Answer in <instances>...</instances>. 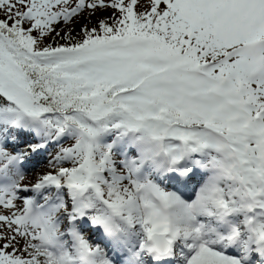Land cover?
<instances>
[{"label": "snow or ice", "instance_id": "1", "mask_svg": "<svg viewBox=\"0 0 264 264\" xmlns=\"http://www.w3.org/2000/svg\"><path fill=\"white\" fill-rule=\"evenodd\" d=\"M0 264H264V0H0Z\"/></svg>", "mask_w": 264, "mask_h": 264}]
</instances>
